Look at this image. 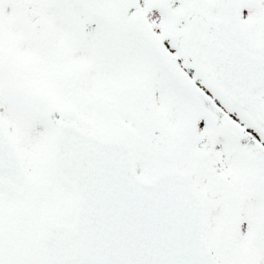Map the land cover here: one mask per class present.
<instances>
[{"label":"snow or ice","instance_id":"6c2138e0","mask_svg":"<svg viewBox=\"0 0 264 264\" xmlns=\"http://www.w3.org/2000/svg\"><path fill=\"white\" fill-rule=\"evenodd\" d=\"M0 264H264V0H0Z\"/></svg>","mask_w":264,"mask_h":264}]
</instances>
